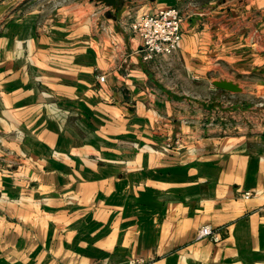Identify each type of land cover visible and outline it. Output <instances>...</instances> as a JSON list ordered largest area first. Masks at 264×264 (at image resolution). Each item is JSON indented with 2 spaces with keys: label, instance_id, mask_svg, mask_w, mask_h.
I'll return each mask as SVG.
<instances>
[{
  "label": "crops",
  "instance_id": "0c3cea01",
  "mask_svg": "<svg viewBox=\"0 0 264 264\" xmlns=\"http://www.w3.org/2000/svg\"><path fill=\"white\" fill-rule=\"evenodd\" d=\"M96 3L0 38V264H264V0ZM170 6L179 48L147 63L126 24Z\"/></svg>",
  "mask_w": 264,
  "mask_h": 264
},
{
  "label": "rangeland",
  "instance_id": "374dc122",
  "mask_svg": "<svg viewBox=\"0 0 264 264\" xmlns=\"http://www.w3.org/2000/svg\"><path fill=\"white\" fill-rule=\"evenodd\" d=\"M96 1L97 0H0V38H5L4 33L9 23L22 19L23 17L40 16L38 27L41 29L69 18H79L85 15L95 18L98 16L101 17L104 13V9H102L104 6H102V4H97ZM91 6L95 8L92 11ZM167 8L178 9L183 16V20L185 19L186 14L180 8L174 6ZM223 100L220 109L224 114L223 118L229 119L232 111L228 104L231 99L228 97ZM235 105V107H238V116L240 118L237 125L242 124V127L245 126L244 124L247 119L244 114L245 111L251 106L261 108V104L256 102L255 97L250 93H247L246 96H242V98H238ZM253 110L255 113L258 112L256 109ZM226 123H229V121Z\"/></svg>",
  "mask_w": 264,
  "mask_h": 264
},
{
  "label": "built area",
  "instance_id": "2783aa9c",
  "mask_svg": "<svg viewBox=\"0 0 264 264\" xmlns=\"http://www.w3.org/2000/svg\"><path fill=\"white\" fill-rule=\"evenodd\" d=\"M183 21V16L178 9L166 8L154 14L143 15L127 23L126 27L142 39L143 45L139 54L143 61L150 63L176 53L182 40ZM105 79V76L99 78L100 82H105ZM247 195L250 196V194ZM199 238H207L214 243H219L222 235L210 226H205L199 230ZM131 264L148 263L144 259H137Z\"/></svg>",
  "mask_w": 264,
  "mask_h": 264
},
{
  "label": "water",
  "instance_id": "95a60500",
  "mask_svg": "<svg viewBox=\"0 0 264 264\" xmlns=\"http://www.w3.org/2000/svg\"><path fill=\"white\" fill-rule=\"evenodd\" d=\"M99 2H102L103 4L109 5V6H119L124 0H97ZM216 86L220 89L230 91V92H239L241 89L230 82H219L216 83Z\"/></svg>",
  "mask_w": 264,
  "mask_h": 264
}]
</instances>
